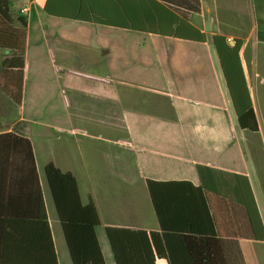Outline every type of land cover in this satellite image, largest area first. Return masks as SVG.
I'll return each instance as SVG.
<instances>
[{
    "label": "crops",
    "instance_id": "crops-1",
    "mask_svg": "<svg viewBox=\"0 0 264 264\" xmlns=\"http://www.w3.org/2000/svg\"><path fill=\"white\" fill-rule=\"evenodd\" d=\"M167 1L174 3L177 15L205 35L203 42L125 29L129 25L123 14V8L129 10L127 0H121L124 6L114 0L94 1L95 10L109 19L105 25L70 20L105 29L101 49L105 50L106 59L102 62V57L96 55L92 62L95 70L85 74L93 82L89 99L105 128L113 122L128 128L126 134L117 138L104 133L90 137L87 144L76 139L79 154L66 151L49 158L43 167L53 163L64 172L105 169L113 173V180L104 186L109 189L106 197L98 199L92 191L84 202L93 199L103 228L216 237L223 242L212 255L216 263L264 264V241L256 240V236H264V201L257 196L239 141H249L253 146L259 131L240 127L234 93L235 97L238 95L230 88L226 66L215 44V37H225L217 42L230 62L234 58L227 47L231 49L236 40L240 41L238 65L233 61L231 68L236 66V75L247 83L264 75V0H198L196 11L192 0ZM10 3L14 20L21 18L27 22L34 7L44 12L46 0ZM24 9L26 12H22ZM134 21L137 26H146L143 19ZM149 22L158 26L155 18ZM159 25L175 27L169 21ZM224 29L231 32L225 34ZM10 53L0 48V127L5 131L15 128L32 141L38 166L30 129L26 125L17 128L21 119H9L22 105V101L19 106L16 104L15 90L1 66ZM114 74L145 75L154 81H160L155 76L163 77V83H133L124 79L114 85ZM168 95L180 101L168 104L162 99ZM75 105L83 107L82 103ZM196 105H200L199 111ZM121 141L136 143L139 150L132 155L131 150L118 145ZM38 172L46 203L39 166ZM88 180L89 188L96 187L94 177L89 175ZM156 264L168 262L158 259Z\"/></svg>",
    "mask_w": 264,
    "mask_h": 264
},
{
    "label": "trees",
    "instance_id": "trees-1",
    "mask_svg": "<svg viewBox=\"0 0 264 264\" xmlns=\"http://www.w3.org/2000/svg\"><path fill=\"white\" fill-rule=\"evenodd\" d=\"M94 1L46 0L44 12L58 19L109 23L103 12L95 10ZM114 1L124 6L121 0ZM160 1L127 0L129 10L123 8V14L129 25L124 28L193 42L205 40V35L174 12L173 2ZM192 2L193 11H196L198 0ZM135 18L143 19L146 26H137ZM150 18H155L158 26L150 25ZM161 21H169L175 27L169 29L159 25ZM27 29L24 19L14 20L10 0H0V48L11 52L1 66L15 90L13 96L18 106L22 101ZM223 31L225 34L231 32ZM238 37L244 38V35ZM219 38L224 40L225 37H215V44L226 66L230 88L238 95L235 97L234 93L239 125L242 129L259 131L256 114L245 99L244 80L236 75L241 42L236 40L234 47H227L234 58L228 62L219 48ZM233 61L236 66L231 68ZM1 128L0 264H59L32 141L15 128L11 131ZM44 174L71 263L105 264L97 235L101 219L93 199L83 202L78 181L71 172L48 163L44 166ZM105 232L115 264H156L158 259H165L168 264H220L212 257L216 253L214 250L223 243L216 237L118 227H105ZM256 238L264 241V236Z\"/></svg>",
    "mask_w": 264,
    "mask_h": 264
},
{
    "label": "rangeland",
    "instance_id": "rangeland-1",
    "mask_svg": "<svg viewBox=\"0 0 264 264\" xmlns=\"http://www.w3.org/2000/svg\"><path fill=\"white\" fill-rule=\"evenodd\" d=\"M27 22L28 38L22 105L13 111L9 119L13 122L21 119V123L18 124L17 128L21 129L22 126L26 125L30 129V136L37 149L38 166L43 178L46 205L59 264H72L54 203L47 187L43 165L48 162L49 158L59 157V154H64L66 151L79 154L75 144L76 139H82L81 141L87 144L91 141L90 137L104 133L117 138L126 134L128 127L125 124L113 122L105 128L104 125L99 123L100 115L95 107H91L92 101L89 99V90L93 86V82L89 81L85 74L95 70L92 62L96 55L102 57L100 58L102 62L106 59L103 54L105 50L101 49L105 29L54 18L43 11H39L37 7H34ZM260 62V59H258V70L261 67ZM154 78H159L161 81L163 77L155 76ZM124 79L133 83L160 82L154 81L145 75L137 77L113 75L114 85H118ZM244 83L246 89L245 99L256 114L259 132L255 136L256 141H254L253 146L249 141L243 139L239 141L246 154L257 196L263 203L264 75L258 76L255 82L252 80L247 83L244 79ZM162 99L167 101L168 104H172L170 103L172 101H180L177 97L169 95L162 97ZM76 103H82L83 107H76ZM117 105L120 106V104ZM199 108L200 105L195 106L197 111H199ZM117 110L119 111L120 108ZM130 126L134 128L139 126L140 128L142 125ZM118 145L121 148L131 150L132 155H135L139 150L136 143L121 141L118 142ZM44 148L46 149L45 152L43 151ZM48 152L53 155H49ZM72 173L79 181L83 202H86L88 193L92 191L98 196V199H104L109 190L104 186L108 183L107 181L110 183L114 177L112 176L113 173L105 169L90 173L75 171H72ZM89 175L95 178L96 187L89 188ZM91 181L94 182L92 179ZM99 208L101 209V207ZM97 235L104 254L105 264H115L105 228L102 227V224L97 228Z\"/></svg>",
    "mask_w": 264,
    "mask_h": 264
},
{
    "label": "built area",
    "instance_id": "built-area-1",
    "mask_svg": "<svg viewBox=\"0 0 264 264\" xmlns=\"http://www.w3.org/2000/svg\"><path fill=\"white\" fill-rule=\"evenodd\" d=\"M22 12H26V10L24 9Z\"/></svg>",
    "mask_w": 264,
    "mask_h": 264
}]
</instances>
